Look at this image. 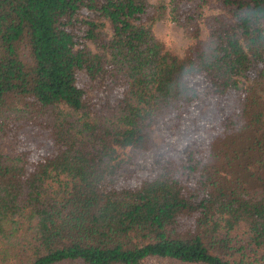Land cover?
I'll return each instance as SVG.
<instances>
[{"label":"trees","instance_id":"obj_1","mask_svg":"<svg viewBox=\"0 0 264 264\" xmlns=\"http://www.w3.org/2000/svg\"><path fill=\"white\" fill-rule=\"evenodd\" d=\"M0 264H264V0H0Z\"/></svg>","mask_w":264,"mask_h":264},{"label":"rangeland","instance_id":"obj_2","mask_svg":"<svg viewBox=\"0 0 264 264\" xmlns=\"http://www.w3.org/2000/svg\"><path fill=\"white\" fill-rule=\"evenodd\" d=\"M151 6H156L159 0H146ZM166 3L167 0H164ZM217 11L213 8L204 9L203 15L199 20L200 23V35L199 37H203L205 34V29L203 27L202 19L209 14H214ZM158 14L156 18L152 30L154 35L157 38H160L165 45L175 54L181 55L184 47L191 41L185 34V31L177 26L174 22L169 20L167 13Z\"/></svg>","mask_w":264,"mask_h":264}]
</instances>
